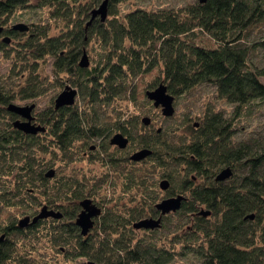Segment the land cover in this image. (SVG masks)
<instances>
[{
    "label": "trees",
    "instance_id": "16d2710c",
    "mask_svg": "<svg viewBox=\"0 0 264 264\" xmlns=\"http://www.w3.org/2000/svg\"><path fill=\"white\" fill-rule=\"evenodd\" d=\"M102 1L41 0L39 6L50 9V18L63 20L67 32L63 33L64 29L51 35L53 28L49 23L22 34L23 46L14 51L18 59L27 60L28 66L18 74L22 78L28 71L30 76L19 86L6 85L3 76L0 79V181L4 183L0 189L1 204L33 205L38 202L37 195H42L48 207L55 206L57 209H52L63 217L42 219L24 229L11 223L3 232L11 230L23 237L45 226L52 244L70 248L68 260L81 257L102 264H168L177 253L158 245L155 238L138 239L134 231L156 233L171 215L164 217L162 228L153 231L136 230L133 225L156 214V205L161 202L156 188L167 179L171 188L163 190L166 197H186L176 212L181 218L177 231H188L185 251L196 253L202 264H264V142L235 138L238 121L248 107L255 102L264 104V61L262 65L252 61L257 51L264 59V0H199L177 9L137 8L122 16L117 7L127 0H110L108 19H96L87 26L92 10L99 8ZM84 3L87 8L81 12ZM26 4L27 0H0V15L10 16ZM200 34L208 35L216 46L209 49L197 44ZM91 41L100 48V60L91 68H82L81 58ZM47 58L56 61L54 72L58 79L65 76L76 85L85 105L57 110L54 103L52 109L38 115L46 131L26 135L14 128L16 115L7 107L19 93L23 100L43 94L36 72L39 61ZM157 66L162 69L161 83L175 98L207 85L215 90L218 99L233 106V116L225 118L221 112L209 109L199 123L188 118L184 127L189 136H182L175 143L163 128L152 129V119L149 127L142 120L141 126L136 127L125 120L122 112H117L119 107L114 124L103 121L101 111L121 105L125 99L135 100L136 78ZM112 132L129 138L127 149L111 145L108 139ZM142 149L152 150L150 157L132 161L131 155ZM87 150L92 154L99 151L104 164L115 169L152 161L155 169L164 172L158 183L146 169L123 167L124 192L140 194V198L131 196L139 203L129 210H103L100 227L97 226L101 234L93 236L91 232L84 237L72 221L81 210L80 202L91 200L96 193L81 180L60 177L56 161L47 162L45 158L62 155L59 161L70 164ZM228 167H232L233 177L227 182H216L217 174ZM50 170L55 176L48 178ZM179 175L182 177L176 182L174 177ZM195 177L202 184L194 185ZM209 209L208 217L200 214ZM253 214V220L247 218ZM5 241L0 243V264H14L16 244ZM19 263L26 264L22 260Z\"/></svg>",
    "mask_w": 264,
    "mask_h": 264
},
{
    "label": "rangeland",
    "instance_id": "374dc122",
    "mask_svg": "<svg viewBox=\"0 0 264 264\" xmlns=\"http://www.w3.org/2000/svg\"><path fill=\"white\" fill-rule=\"evenodd\" d=\"M76 1V0H73ZM199 0H127L126 2L121 3L117 7L118 14L121 16L133 9H147L151 11L166 9V8H183L189 4L198 2ZM41 0H27L26 8L17 11L15 16L18 18L17 21L25 22L31 26L32 31L37 28L44 27V24H52L51 35H56L59 32L66 33L68 27L65 26L66 23L63 20H55L49 17L50 9L47 7L41 8L39 6ZM86 3L81 5V12L84 11L87 6ZM98 8V6L96 7ZM79 14L78 12L76 15ZM13 19V17H12ZM57 21V22H55ZM45 25V26H46ZM59 25V27H55ZM196 43L204 45L205 47L212 49L216 46L214 41L204 34L196 39ZM87 57L90 62V67L97 63L100 60V48L95 41L89 42V45L86 47ZM15 51L10 54L5 52L0 54V79L3 76V83L6 85L15 84L17 86L24 85L29 77L30 73L24 71L26 75L21 76L18 74L22 72L28 66L27 60L24 58H17ZM24 57V51L21 53ZM252 61L256 65H262L264 59L261 52H255L252 56ZM31 62V61H29ZM39 70L37 73L40 81V84H43V94L37 97L36 99H25L23 100L20 93L13 104L19 106L32 105L35 104L36 109L33 112V117L36 118V122L45 127L38 119V115L44 113L54 107L55 100L57 99L59 93H61L66 86H72L78 91V97L76 99L75 105L78 107H83L85 100L80 95L78 88L65 76L63 79H58L56 72H54L55 60L53 58H47L45 61H39ZM30 64H33L31 62ZM161 68L156 67L153 71L146 73L138 78H136V97L135 100H127L121 102V105H112L107 106L100 113L103 121L108 122L110 125L115 123L116 120V109L119 107L117 112H122L124 118L129 119V121L134 124L136 127L141 126V120L145 117H150L152 119V129H159L160 127L165 130L168 134L166 135L170 141L173 143L178 142L179 138L182 136L188 135L187 127H184V121L188 118L193 119V122L199 123V118L201 121L206 111L213 109L217 112H221L226 118H231L234 114L233 106H231L226 101L218 99L215 95V90L207 85L197 87L192 90L190 94L181 96V98H175V115L171 118L163 116L161 108L156 109L152 101L146 97L147 90H153L158 87L161 83ZM18 75V76H17ZM15 76V77H13ZM65 77V78H64ZM264 82V78H261ZM62 83L63 86H62ZM19 90V88H16ZM8 119V118H7ZM16 119V117H15ZM10 120V119H8ZM15 121V120H14ZM13 121V122H14ZM176 127H180L178 130ZM237 128V122L236 126ZM113 129V128H112ZM178 131H177V130ZM173 130V131H172ZM238 130L236 129V140L241 139L243 141H248L250 138H254L255 141L264 142V104L261 102H255V104L248 107L247 112L239 119L238 121ZM176 131V132H174ZM148 132V131H147ZM117 133V132H116ZM176 133V134H175ZM114 132L109 136L108 141L114 137ZM96 142L100 143L101 140ZM100 148V147H99ZM101 149V148H100ZM99 151H94V154L90 151H85L81 153V158L75 159L70 164H65L66 162L59 161L62 158L58 156H46V161L50 162L56 161L55 169L58 172L59 176L73 177L74 179L81 180V182L86 183L88 189L94 190L96 194L92 195L91 200L93 204H97L103 210L113 209L115 207L117 210H129L132 206H136L139 202L131 199V196L139 197L140 194L136 193H126L124 192V172L126 170L135 169H146L150 174H153V179L160 183V177L162 176V170L154 168L155 165L152 161L139 163V165H133L131 163L126 165H120L117 169L112 168L104 164V161L98 157ZM106 165V166H105ZM127 167L126 170L123 169ZM156 170V172H155ZM182 175L175 176L176 182L181 179ZM96 187H98L96 189ZM4 188V183L0 181V189ZM157 193H159L160 198H162L165 193L159 188V184L156 188ZM1 196V193H0ZM37 203L33 205L19 203L16 206L5 207L1 204L0 197V237L3 232V228L7 227L11 223L18 224L19 220L24 219L28 216H34L37 213L39 214L44 206H49L46 203L45 197L42 195H37ZM41 202V204H40ZM104 206V207H103ZM51 207V206H50ZM49 207V208H50ZM52 208L57 209L55 206ZM80 212V211H79ZM147 217V216H146ZM76 220V219H75ZM75 220L72 223H75ZM101 219L97 218L95 228L91 231L93 236H98L100 233V228L98 230L99 221ZM180 215L176 213L171 215L170 218L165 222L164 228L159 230L156 233H151L149 231H134V235L138 239L146 238L148 241L156 239V243L162 247H166L170 251L177 253L176 258L173 259L168 264H202V259L196 255V253L187 250L185 251V238L187 237V229L185 232L178 230L180 223ZM64 222H69V220L64 219ZM59 225H64L63 222H60ZM74 225V224H73ZM98 226V227H97ZM41 231L35 232V234H26L25 236H18L16 234L9 235L6 239L14 241L16 244L15 249V258L21 259L24 257L30 264H87L88 260L86 258H76L73 260H68V255H71L70 248L66 245L55 246L52 244L51 239L47 237V229L44 228ZM29 235V236H28ZM185 252L186 255L182 256L179 253ZM14 264H20L14 262Z\"/></svg>",
    "mask_w": 264,
    "mask_h": 264
},
{
    "label": "water",
    "instance_id": "95a60500",
    "mask_svg": "<svg viewBox=\"0 0 264 264\" xmlns=\"http://www.w3.org/2000/svg\"><path fill=\"white\" fill-rule=\"evenodd\" d=\"M207 0H201V2L205 3ZM110 0H103L99 8L92 10L91 12V19L87 26L91 25L92 22L96 19H100L102 22H105L109 17V6ZM15 29L20 31H28L27 26L25 24L17 25ZM80 66L82 68H89L90 62L87 57V53L85 52L81 58ZM78 92L72 86H67L61 93H59L57 99L55 100L56 109L59 110L63 107H70L74 106L76 99L78 97ZM146 97L153 102L154 107L156 109L161 108V112L163 116L167 118H171L175 115V97L169 93L167 86L164 83H160L158 87L153 90H147ZM37 106L35 104L32 105H25L19 106L16 104H10L7 108L8 111L17 115L19 119L14 122V128L19 129L24 134L30 135H37L38 133H44L46 128L40 124H36V118L33 117V112L35 111ZM142 123L145 126L149 127L151 123L150 117H145L142 119ZM112 146H117L120 149H127L129 145V138L123 136L121 133H116L111 140ZM152 154V150L149 149H142L138 152H135L131 155V159L134 162H139L145 160L150 157ZM46 176L51 178L55 176L54 170H50L47 172ZM217 182L227 181L229 178L233 177V169L232 167H228L223 169L217 174ZM170 187V182L167 179H163L160 183V189L166 191ZM185 201V197L183 195L175 196L174 198H165L162 202L156 205V209L161 212V217L159 218H143L142 220L134 223V228L136 230H155L162 228V219L165 215H169L175 213L176 211L180 210L183 202ZM82 211L78 214V217L75 221V224L81 228V233L84 237L95 227V219H97L100 214L102 213V209L97 205L93 204L92 200L85 199L84 201L80 202ZM204 217H208L211 214V211L203 210L200 213ZM56 218L62 219V215L60 212H56L55 210H50L48 206H44L41 212L35 216L33 219L30 217H25L21 219L19 222V227H27L29 224H35L41 219H48V218ZM251 220L254 218V214L247 217ZM88 264H102L96 263L93 261H89Z\"/></svg>",
    "mask_w": 264,
    "mask_h": 264
},
{
    "label": "flooded vegetation",
    "instance_id": "af4514ba",
    "mask_svg": "<svg viewBox=\"0 0 264 264\" xmlns=\"http://www.w3.org/2000/svg\"><path fill=\"white\" fill-rule=\"evenodd\" d=\"M18 1H21V0H18ZM26 8V7H25ZM21 9H24V8H18V9H15V11L14 12H12L11 13V15L10 16H4V15H0V54L1 53H3V52H5L6 54H10V51H14V49H16V48H20L19 46L21 45V47L23 46V43H24V35H22V34H25V33H30L31 31H32V29H31V26L29 25V24H27V23H25V22H20V21H17L18 20V18L15 16V14H16V12L17 11H20ZM12 17H13V19H12ZM22 24H25L26 26H27V29H28V31H20V30H18V29H15V27L17 26V25H22ZM22 35V36H21ZM11 113V112H10ZM13 114V113H12ZM17 119H19V117L16 115V119H15V121L17 120ZM14 121V122H15ZM13 122V123H14ZM35 123L36 124H38L37 122H36V120H35ZM117 133H120V132H117ZM122 134V133H121ZM116 135V134H115ZM112 140V139H111ZM218 177V176H217ZM230 179V178H229ZM215 181L217 182V179L215 178ZM227 181H229V180H227ZM226 181V182H227ZM199 184H202V181H201V179H199V178H197V177H195V179H194V185H199ZM171 188V185H170V187L166 190V191H169V189ZM175 196H177L176 194L174 195V196H167L166 197V195H164L162 198H161V202H162V200L163 199H165V198H174ZM185 201H186V197H185ZM185 201L183 202V204L185 203ZM183 206V205H182ZM182 208V207H181ZM201 208H204V207H201ZM156 210V214L154 215V214H152V215H149V216H147L146 218H159V217H161V212H159L157 209H155ZM210 210V209H209ZM82 211V208H81V210H80V212ZM211 211V210H210ZM79 212V213H80ZM177 212V211H176ZM175 212V213H176ZM78 213V214H79ZM175 213H172V214H175ZM102 214V213H101ZM100 214V215H101ZM172 214H169V215H172ZM38 215V213L36 214V215H34V216H28V217H30L31 219H33L35 216H37ZM102 216V215H101ZM101 216H99L98 218H100ZM165 216H167V215H165ZM164 216V217H165ZM77 217H78V215H77ZM164 217H163V219H164ZM49 219V218H48ZM56 219V218H55ZM77 219V218H76ZM162 219V220H163ZM42 220V219H41ZM40 220V221H41ZM59 220H63V218L62 219H59ZM40 221H38V222H40ZM76 221V220H75ZM19 222H20V220H19ZM37 222V223H38ZM163 222V221H162ZM95 224H96V219H95ZM95 224H94V226H95ZM74 225L75 226H77L75 223H74ZM31 226V224H29L27 227H23V229L24 228H29ZM16 227L17 228H22V227H19V223L16 225ZM78 227V226H77ZM96 227V226H95ZM94 227V228H95ZM80 228V227H79ZM93 228V229H94ZM81 229V228H80ZM92 229V230H93ZM91 230V231H92ZM91 231L87 234V235H89L90 233H91ZM9 235H12V232H11V230H9V232H5L4 234H2V236L0 237V243H5L6 241H5V239L7 238V237H9ZM87 237V236H86ZM9 241V240H8ZM10 241H12V240H10ZM12 242H14V241H12ZM16 249V248H15ZM20 260H22V262H25L26 264H28L29 262L26 260V259H24V257H21V259H16L15 258V255H14V258H13V260L12 261H14V262H17L18 261V263H19V261ZM89 262V261H88ZM88 264V263H87Z\"/></svg>",
    "mask_w": 264,
    "mask_h": 264
}]
</instances>
